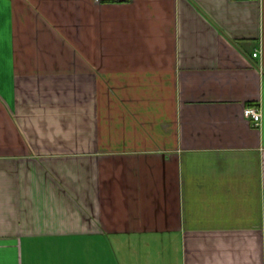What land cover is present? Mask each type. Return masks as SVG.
I'll use <instances>...</instances> for the list:
<instances>
[{
	"label": "crops",
	"instance_id": "1",
	"mask_svg": "<svg viewBox=\"0 0 264 264\" xmlns=\"http://www.w3.org/2000/svg\"><path fill=\"white\" fill-rule=\"evenodd\" d=\"M0 264H264V0H0Z\"/></svg>",
	"mask_w": 264,
	"mask_h": 264
},
{
	"label": "built area",
	"instance_id": "2",
	"mask_svg": "<svg viewBox=\"0 0 264 264\" xmlns=\"http://www.w3.org/2000/svg\"><path fill=\"white\" fill-rule=\"evenodd\" d=\"M257 54L258 50L252 52L253 56H256ZM243 114L246 118L250 119L254 123V125H258L261 122V110L255 104L246 105L243 109Z\"/></svg>",
	"mask_w": 264,
	"mask_h": 264
},
{
	"label": "trees",
	"instance_id": "3",
	"mask_svg": "<svg viewBox=\"0 0 264 264\" xmlns=\"http://www.w3.org/2000/svg\"><path fill=\"white\" fill-rule=\"evenodd\" d=\"M248 104H253V103L250 102V103H248ZM248 104H247V105H248Z\"/></svg>",
	"mask_w": 264,
	"mask_h": 264
}]
</instances>
